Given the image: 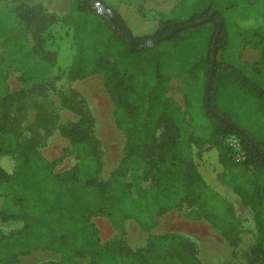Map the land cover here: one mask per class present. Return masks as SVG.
Here are the masks:
<instances>
[{
  "label": "trees",
  "instance_id": "16d2710c",
  "mask_svg": "<svg viewBox=\"0 0 264 264\" xmlns=\"http://www.w3.org/2000/svg\"><path fill=\"white\" fill-rule=\"evenodd\" d=\"M99 1L111 13L101 14L93 0H74L64 18L75 47L68 76L73 80L96 73L103 76L115 107V120L126 135L124 156L107 181L99 180L101 154L92 133L94 118L75 91L61 92L63 104L78 116L61 128L73 144L77 164L73 171L57 173L55 163L44 157L33 141L15 134L16 93L5 85L4 56H0V151L19 159L13 174L0 167V219L24 224L18 233L0 243V264H15L19 256L36 249L62 253L63 264H80V259H88L89 264H204L196 244L180 235H152L147 245L138 249L121 241L103 245L92 221V215L98 213L122 227L125 218H132L141 229L150 231L158 225V217L187 206L219 229L236 256L240 220L233 206L198 169L193 144L200 143L218 150L223 167L221 182L252 210L256 240L249 260L250 264H264V83L235 62L219 58L231 42L223 8L264 4V0H176L158 21L156 30L147 34L134 33L117 7L107 0ZM16 7L32 27L39 18L38 11L22 3ZM205 18L198 26L175 32L168 41L144 46L149 39L181 24ZM221 19L208 99L213 41ZM44 28L35 31L39 50L44 44L40 37ZM191 31L202 36L200 41L193 38L189 46L202 44L203 50L194 57L187 52L177 62L188 70L194 81L192 89L199 90L203 84L197 119L169 95L166 56L161 48L163 42L187 40ZM259 51L257 64L264 71V36ZM208 102L214 113L208 109ZM218 107L238 121L227 119ZM250 110L256 111L255 127L244 124V114ZM51 122L48 114L41 115L42 125ZM160 127L163 132L158 138ZM228 136L239 139L246 154L244 160H236L235 151L226 141Z\"/></svg>",
  "mask_w": 264,
  "mask_h": 264
},
{
  "label": "rangeland",
  "instance_id": "374dc122",
  "mask_svg": "<svg viewBox=\"0 0 264 264\" xmlns=\"http://www.w3.org/2000/svg\"><path fill=\"white\" fill-rule=\"evenodd\" d=\"M117 7L131 30L136 34L152 33L158 21L170 11L176 0H107ZM27 4L38 11L39 18L29 27L18 13V4ZM74 0H0V56H4L3 73L5 85L16 93L14 101L15 134L23 140L33 141L48 160L55 163V171H73L77 159L71 140L61 132V128L75 120L77 114L63 104L61 92L71 90L78 94L94 118L93 136L98 140L100 164L98 178L107 181L125 153L126 135L115 120L114 104L106 88L105 79L99 73L82 79H70L68 69L75 53L72 31L63 21ZM97 10H111L101 4ZM230 35V45L219 58L240 65L258 82L264 83V71L258 66L259 43L264 36V4L242 3L223 8ZM44 44L37 47L40 29ZM211 30V29H210ZM191 31L182 42H163L166 62L164 71L169 78V95L177 99L189 116L199 117L200 99L204 94L203 84L199 90L192 89L193 79L177 60L187 52L191 57L203 50L202 34ZM194 34V35H192ZM208 35V34H207ZM206 39V37H205ZM165 41H168L165 40ZM179 57V58H178ZM192 89V91H191ZM191 91V92H190ZM192 98L190 99L191 95ZM192 100V101H191ZM216 107V106H215ZM202 108V107H201ZM219 108V107H218ZM239 109L243 113L241 106ZM227 119L238 121L227 110L218 109ZM256 111H247L244 124L255 127ZM237 114V112L235 111ZM42 114H48L51 123H40ZM234 114V115H236ZM247 120V123H246ZM255 122V123H254ZM163 128L157 131L161 138ZM194 160L203 177L234 209L240 220V240L234 248L225 240L219 229L204 217L198 216L193 207H185L158 217V225L150 231L141 229L132 218H125L122 227L115 225L108 216L94 213V222L100 242L103 245L121 241L138 249L145 247L150 236L175 234L194 242L198 256L204 264H250V251L255 245L256 228L252 210L244 206L240 196L221 182L219 174L223 167L218 160V150L209 144H193ZM17 155L0 151V167L13 174L18 166ZM23 222L0 219V243L18 233ZM80 264H89L88 259H80ZM63 264L62 253L50 249H36L30 254L19 256L15 264Z\"/></svg>",
  "mask_w": 264,
  "mask_h": 264
},
{
  "label": "water",
  "instance_id": "95a60500",
  "mask_svg": "<svg viewBox=\"0 0 264 264\" xmlns=\"http://www.w3.org/2000/svg\"><path fill=\"white\" fill-rule=\"evenodd\" d=\"M93 6L96 7L98 5H100V1L99 0H93L92 2ZM101 14H104L106 12V10H98ZM207 20V18L205 19H202V20H199V21H195V22H190V23H185V24H181L177 27H175L174 29H172L169 33L163 35V36H160V37H157L155 39H149L145 44L144 46H153V45H156L157 43H159L160 41L162 40H165V39H169L170 37H172L175 32L179 31V30H183V29H186V28H189V27H195V26H198L202 23H204L205 21ZM222 23H223V19H221L219 22H218V29H217V33L215 35V38H214V41H213V61H212V65H211V69H210V73H209V76H208V80H207V98L209 99V93H210V87H211V81H212V76H213V73H214V68H215V63H216V56H217V39H218V36L220 34V31L222 29ZM207 107L208 109L211 111V112H215L212 107L210 106L209 102L207 103Z\"/></svg>",
  "mask_w": 264,
  "mask_h": 264
},
{
  "label": "built area",
  "instance_id": "2783aa9c",
  "mask_svg": "<svg viewBox=\"0 0 264 264\" xmlns=\"http://www.w3.org/2000/svg\"><path fill=\"white\" fill-rule=\"evenodd\" d=\"M226 141L235 151L236 160L237 161L244 160L246 157V154H245V151L241 147V143H240L239 139L235 136H228L226 138Z\"/></svg>",
  "mask_w": 264,
  "mask_h": 264
}]
</instances>
